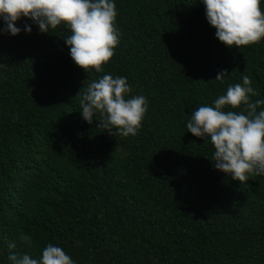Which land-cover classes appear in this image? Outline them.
Instances as JSON below:
<instances>
[{
  "label": "trees",
  "instance_id": "trees-1",
  "mask_svg": "<svg viewBox=\"0 0 264 264\" xmlns=\"http://www.w3.org/2000/svg\"><path fill=\"white\" fill-rule=\"evenodd\" d=\"M115 3L120 39L103 72L74 62L65 24L0 33V264L48 243L76 264H264V174L232 179L186 126L242 72L264 98V38L226 45L202 0ZM105 72L147 97L135 135L83 119L80 99Z\"/></svg>",
  "mask_w": 264,
  "mask_h": 264
},
{
  "label": "clouds",
  "instance_id": "clouds-1",
  "mask_svg": "<svg viewBox=\"0 0 264 264\" xmlns=\"http://www.w3.org/2000/svg\"><path fill=\"white\" fill-rule=\"evenodd\" d=\"M209 23L216 28L215 35L228 46L259 42L264 38V0H202ZM24 26H18L21 18ZM115 0H0V33L18 35L21 31L50 32V28L65 24L71 34L64 36L74 62L86 71L92 68L103 72V64L114 55L120 34L116 26ZM0 69H7L0 63ZM227 70L217 73L223 81ZM127 77L105 72L92 80L80 99L83 119L88 123L99 121L106 130L122 136L135 135L142 127L148 108L143 94L129 96L131 85ZM257 90L251 77L242 72V83L228 85L226 92L212 104L196 107L186 126L198 137L211 140L214 146V167L232 179L245 182L249 177L264 174V98L253 101ZM241 105L246 111L226 110ZM97 115L102 119H97ZM20 239L32 244V236L21 233ZM9 249L17 247L8 242ZM9 264H76L59 245L48 243L39 257L30 253L10 251Z\"/></svg>",
  "mask_w": 264,
  "mask_h": 264
}]
</instances>
